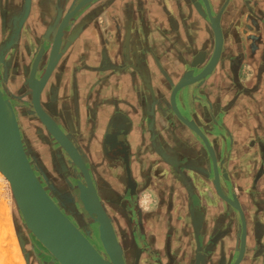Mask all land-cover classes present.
I'll return each instance as SVG.
<instances>
[{
    "label": "water",
    "instance_id": "obj_1",
    "mask_svg": "<svg viewBox=\"0 0 264 264\" xmlns=\"http://www.w3.org/2000/svg\"><path fill=\"white\" fill-rule=\"evenodd\" d=\"M65 1L62 5L59 3L54 4L56 8L52 7L51 9L52 21L43 38L44 42L46 41L50 47L47 52L44 46L41 47V51H38L40 53L36 55L28 72L27 86L31 94H33L32 106L35 118L41 121L40 123L43 127L68 154L71 162L85 176L87 187L82 183L78 185L80 200L88 215L99 225V237L105 255L113 264H125L123 247L118 239L113 222L97 196L89 172L79 152L67 135L51 119L49 113L43 108L42 103L44 91L53 75L56 79H59V74L61 75L65 70L64 62L73 63V61L69 60L75 47L83 45V33L95 22L97 16L107 12L108 8L111 5H115L119 0ZM245 3V0L243 2L239 0H219L218 3H215L214 0H188L185 2L184 5L188 9L196 8L198 13L212 24L213 39L210 36L205 40L206 44L203 43V45L207 46L206 50H210L213 47L214 49L210 53L209 51L208 53L207 51L206 53L202 52L204 54L203 58L199 56L201 52L196 51L194 56L192 55L190 63H187L188 69L184 72H179V70L171 67L165 69L161 66L164 73H167L165 83L169 95L152 102L153 121L160 120L163 128L162 135L159 134L158 140L152 144L149 142V144H151L150 148H153L163 162H167L174 167L171 186L174 183L176 185L180 183L182 185L197 186L198 188L201 181L202 184L209 185L213 192V196H202L200 194L197 201L190 203L192 208L189 211V218L193 216L195 218V226L202 231V228L209 224L206 206H214L217 209L215 221L217 222L218 232L224 234V232L227 233L229 231L236 234L238 219L241 224L240 239L228 251L222 246L223 240L220 235L214 241L215 243H209L206 240L205 233L199 231L196 234L194 245L190 247L193 253L188 264H205L206 260L211 259V252L218 254V257L211 264H245L250 260L246 218L240 205L239 197L233 194L229 196L228 193L230 191L228 187H231L234 183L233 178L231 175L221 177L222 153L227 155L229 150V145L227 144L228 136L221 119L223 110L219 109V107L215 108L209 103L205 106L199 104L201 100H197L193 96L195 92H199L205 97L208 95V91L218 92L221 87L222 69L224 66L226 68H234L240 58L239 55H233L231 52L236 50L237 54H241L251 50L252 44H249V41H251L249 37L241 36L239 42H235L228 31L225 32L226 35L224 37L221 29V21H225L224 23L228 25L232 17L236 15L241 20L243 16V10L241 9H243L242 5H245ZM29 6L30 4L28 3L27 12ZM127 7L125 5V9ZM238 7L240 12L236 13ZM53 9L56 10L54 11ZM129 13L133 14L134 11L130 8ZM108 21L109 23L114 22L111 19H108ZM114 30L116 29L113 24L106 28H104V25L101 26L96 47L92 46V48L97 49L94 55L102 64L108 65L111 63L115 66L118 64L115 62H118L117 55L119 52L126 53L129 51L127 43L123 44L115 38ZM131 32L130 35L135 38V44L143 40L144 37L141 32L135 29L131 30ZM189 49L194 50V46L190 45ZM187 56H191L188 49L184 53H180L177 64L183 63ZM130 57L131 61H133L134 57ZM130 57L125 55L123 61L120 57V66L129 63ZM46 63H48L47 67L44 68ZM43 70L42 77L38 78V75ZM127 75L128 73L122 72L119 76L120 81L122 82L123 78L127 81ZM97 84H104V82L99 80ZM240 89L242 90L243 87L233 80L232 94L236 96ZM2 96L3 94L0 91V172L9 183L14 210L18 211L25 224L24 229L18 230V238L26 264H31L32 258L31 254L26 250L28 232L47 250L52 260L58 264H105L101 253L61 211L40 182L35 169L28 159L17 118L13 117L12 127L4 121ZM238 97L240 96L238 95ZM146 101L149 103L148 107H150V101L148 99ZM111 108L116 110L115 104ZM114 109L112 116L111 113L109 115V117L111 116L109 120L113 124L114 119L112 120L111 118L115 116ZM201 110L205 112L203 116L199 115ZM93 114L96 115L97 120V112H93ZM152 114L148 116L149 120H151ZM164 136L176 140L175 147H173L175 152L171 151V155L176 156V154H179L182 156L187 154V156H190L189 164L191 166L188 168H191L197 175L198 182L193 183V179L184 171L187 168L183 166L180 168L176 164V160H173L171 155H167L165 150L164 152L162 149L156 148V145H161ZM180 139H184L188 144L185 147L181 145L179 146L181 148L176 147ZM217 147L221 149L219 148L220 150L217 151ZM250 154H252L251 151ZM142 166L146 168V177L143 179L145 184L149 186L158 185L159 187L160 181L155 182L149 176L150 165L143 163ZM206 172L212 173V179L211 174L209 179H206L205 175H208ZM223 182L227 183L228 186L224 185ZM173 192L174 190L172 189L170 195ZM249 200L242 196L243 202L250 203ZM237 214L239 218H237ZM255 232L260 233L258 224L255 226Z\"/></svg>",
    "mask_w": 264,
    "mask_h": 264
},
{
    "label": "flooded vegetation",
    "instance_id": "obj_2",
    "mask_svg": "<svg viewBox=\"0 0 264 264\" xmlns=\"http://www.w3.org/2000/svg\"><path fill=\"white\" fill-rule=\"evenodd\" d=\"M43 2L42 4L40 2ZM47 0H30L31 7L29 8V12L26 14V4L29 3V0H0V90L5 98H8L12 105L14 112L17 117V121L19 123V128L23 140V144L28 156L29 161L31 162L32 166L37 168V172L35 171L36 175L38 176L40 182L46 189L49 196L55 201L57 205L61 208V210L64 212L65 215L68 216V218L79 228V230L89 239V241L95 246V248L100 252L104 253L102 244L99 237V225L94 222V219L90 218L87 213L83 209V205L80 201V190L78 188L79 183H82L84 186L87 187V182L85 179V176L78 172L76 168L72 165L68 164L67 158L64 157V153L59 149H56L57 146L54 145V143L51 141V138L47 134L46 130L44 128H39V125L37 124L36 120L34 119L35 116H33V106H30V103L26 100L28 99L27 96H23L22 92V85L23 81L21 79H18V81H14L11 78V73L13 71V68L16 66H19L18 64L22 61L21 56L27 49V44L25 40V35L31 36L33 39H35V42H38L39 38H41L43 34V28L46 26L47 23V17H46V23L43 24L41 20H43V17H45V13H50L51 9H44V3ZM52 7H55L54 3ZM139 1L140 0H136ZM150 4L159 5L161 7V20H167L170 21L168 24V27H173L174 23L175 25L181 26V36L182 38H189L188 34L185 35L184 31H187V27H185V20H183V17L180 18L181 23L177 20L174 21L170 18H168V13L166 11V8H173V11L175 14L181 13V10L183 8V4L187 2L188 0H149ZM246 1V0H245ZM248 3L243 4V12L246 13L247 16H249V11H251V15L253 17H250L249 20L252 23L256 24L257 33L254 36H248L251 40L254 39V44H252V48L249 52L246 53H236V55H239L238 65H235L234 68H224L222 69V80H221V87L218 92H211L208 91V95L205 97L201 95L199 92L194 93V98L197 100H201L199 104H203L206 102L209 104H212V99L218 100L220 104L221 110H223V113L225 112V108L228 105V102L231 100V102H235L238 95L242 94L244 90V83L240 81L242 79L240 77V73L242 71V68L246 67L245 74L256 77L259 84L264 89V0H248ZM60 5L64 4L63 2L59 3ZM124 0L121 2H116L115 5H111L108 8L109 11V17L108 19L113 20L114 22H111V24L114 25L115 32V38L125 44L127 43L129 46V51L127 53L125 52H119L118 56V63L114 66V64H102L99 63L100 68H89V69H83V93L76 92L75 89H78L77 81L72 84V94L68 95L65 94L64 96H60V93H55L51 96L52 101V107L49 108L50 112L49 115L51 119L59 126V128L67 135L69 140L73 143L77 151L79 152V155L81 156L83 163L85 164L89 175L91 177V180L93 182V185L95 187V190L97 192V195L103 205V208L111 218L114 228L117 229V225L120 226V221H118V218L116 217V211L120 209L122 210L123 214L125 215V222H126V229L125 233L128 235V242L123 241V245L125 244H132L134 240L137 242L138 235L135 236V239L133 240L131 235V230L129 226V218H130V212L131 210H125L123 206L121 208L117 205L119 203H122V200L125 198V191L127 188L130 189V191L137 189L138 185L135 183L133 178H137L138 176V170H137V161L140 165L143 163L150 164L152 160V156H157L159 161V164H161L162 168L169 170L172 175L174 173V167H172L169 163L163 162L162 159H160V156H158L157 153L151 149L150 146L152 143L156 142L159 138V133L153 132L152 125L144 122V120L141 118L136 119L141 115L142 117L145 114H152V102L156 101L160 97V93L162 90L167 89L166 86V80L165 76L167 73H164V71L161 69L162 66V57H165L168 55V49L167 46L161 48V46H157V48L152 52V55L150 57H147V54L151 53L150 51H147L146 42H145V36L146 32L143 29V25L137 18V15L140 13V7L137 5V9L134 10L132 6L127 5L128 7L125 9ZM25 9V11L22 13L21 11ZM56 8V7H55ZM132 9L134 11L133 14L129 13V9ZM193 9V14L195 13L194 9L197 11L196 8ZM139 10V11H138ZM191 10V8L189 9ZM26 14V15H25ZM47 14V16H48ZM24 15V17H23ZM194 16V15H193ZM4 20V21H3ZM161 20H159V27L158 29H162L160 25H162ZM192 20V19H191ZM23 21V23H22ZM41 21V22H39ZM22 23V26H21ZM178 23V24H177ZM26 24V25H24ZM233 27H231V30H226L224 27V22L221 21V29L223 30V36L225 37V32H230L233 40L235 42H239L241 38V33L239 31V28L237 26H240L239 20L237 18L232 17V20L230 22ZM193 23L191 24V28L193 29ZM207 30L211 35V38L213 39V30H212V24L206 21ZM236 26V27H234ZM139 27V28H138ZM196 27V26H195ZM176 27V31H177ZM205 28V27H204ZM137 30L138 32H141L142 36L144 37L143 40H140L138 44H135V38L133 35H130L132 32L131 30ZM168 32V28H163L162 34H168L165 30ZM203 29H199L196 31L197 34H200L201 37L205 36ZM158 31V30H157ZM179 31V30H178ZM242 32L248 34L246 30H242ZM178 34V33H177ZM257 40V44L255 43ZM204 41V38L202 39ZM42 44L38 46V51H41ZM133 47V50H132ZM212 47V45H211ZM45 48V47H44ZM184 48V50H183ZM256 48V50H255ZM147 49V50H146ZM180 49V50H179ZM214 49L211 48L209 51L212 52ZM46 50V48H45ZM132 50V52H131ZM189 50V49H188ZM36 53V55L40 52ZM186 51L185 47L183 45H178L176 48L175 56L178 58L180 56V53H184ZM207 51V53H208ZM45 52V51H44ZM202 52L206 53V51H201V54L199 55L201 58H203L204 54ZM131 53V54H130ZM46 54V53H45ZM125 55L127 57L133 56L134 60L126 63L125 65L120 66V57L122 58V61L125 59ZM36 57V56H35ZM2 58V59H1ZM159 58V59H158ZM3 60V61H1ZM90 62L93 61V59L89 60ZM178 61V59H177ZM92 63V62H91ZM153 63L156 66L158 72L155 70V78H157V81H154L151 83V78L153 77L150 72V67H153ZM246 63L245 66H240L241 64ZM96 65V66H98ZM248 67V68H247ZM107 69V70H104ZM172 68V67H171ZM104 70V72H107V76L110 75L108 78L116 79L119 83V88L116 89L114 92L117 94L120 98H125L123 101H114L116 110L114 108H111L113 105H110L111 107L109 109H99L100 111L97 112V123L98 127L96 126L95 122H93V119L90 117V112H94L95 109L88 110L86 107V102L88 101V96L90 95V92H88V86L89 84L85 83L86 76H97L98 70ZM68 70V69H67ZM66 68L65 71L67 72ZM111 72V74H109ZM116 72L115 74H113ZM122 72L128 73L127 75V81L129 82L128 86H124V84L120 81V74ZM150 77V79H149ZM154 78V79H155ZM76 80V79H75ZM100 79L98 78V81ZM233 80H235L238 84H240L243 89L238 90V93L236 96L232 94V98H229V92L232 90L233 86ZM97 82V81H96ZM166 88H163V87ZM117 88V86H115ZM130 87L129 90L126 88ZM227 88H230V91L227 90ZM81 90V89H80ZM127 91L128 96L125 95V92ZM113 92V93H114ZM131 94V98L129 97V94ZM241 92V93H240ZM232 93V92H231ZM83 97H82V96ZM123 96V97H122ZM10 97V98H9ZM33 94H29L30 102H32ZM260 99L257 101V110H261V108H264V92L260 93ZM83 98V131L80 129H77V123L79 124V118L81 115L80 112V101L79 99ZM148 99L150 101V107H148L149 103L146 101ZM197 102V101H196ZM122 103V106H121ZM144 103V104H142ZM49 103V105H51ZM205 106V105H204ZM62 107L63 113H59V109ZM259 107V108H258ZM114 109V115L111 119L117 120L119 118V115L122 116V122H127L126 119L130 122L129 125L125 123V125L128 126L127 133L125 134V140H127V145H118V138L120 135V132L117 130H113V128H110L108 132L102 135H100L101 129L104 127L105 123L108 119L112 116V112ZM110 111V112H109ZM111 113V116L109 117ZM205 112L201 110L199 112L200 116H203ZM138 116V117H137ZM120 120V121H121ZM40 124V123H39ZM157 124L162 126V123L160 120H154V125L157 129ZM124 125V126H125ZM130 126V127H129ZM98 128V130H97ZM117 129V128H114ZM154 128V130H156ZM125 133V131H123ZM227 144L229 145L228 154L232 155V158L236 160L238 158V155H241V158L237 159L239 161L246 160L247 156L250 157L251 161L243 165L244 166H250V168L255 170V173L252 174L250 170L245 169V179H247V182H244L239 187L242 190L249 189V188H256L260 192H264V158L263 162L258 164L257 162H254L252 154L247 155L244 151H240V149H237L235 145V139H233L227 132ZM100 135V136H99ZM255 136V135H254ZM253 136V137H254ZM251 136L248 137V140L246 141V144L249 143V139L253 138ZM264 138V130L259 129V132L256 133L255 139H257V142L260 143V151L263 150L261 153L264 154V144L259 142V139ZM138 140V141H137ZM175 139L169 138L166 139L165 137L161 141V145H156V148L162 149L163 151H166L167 155H171V151L175 152L173 147H175ZM148 142V144H147ZM149 142L151 144H149ZM139 143V144H138ZM138 144V145H137ZM141 145V146H139ZM155 149V148H154ZM156 150V149H155ZM217 151L220 149L217 147ZM164 151V152H165ZM244 153V154H243ZM258 153V150L256 151V154ZM260 155V153H259ZM143 157V162L141 163L140 157ZM173 160H180L182 158L181 155L176 154V156L171 155ZM261 156V155H260ZM170 157V156H168ZM190 157V156H189ZM126 164V160H129V165L127 168L124 163ZM171 158V157H170ZM191 160V159H190ZM157 161V162H158ZM121 163V164H119ZM241 163V162H240ZM242 164V163H241ZM122 166L118 170V181L114 180L112 177L113 172L115 171V167ZM255 167V168H254ZM252 169V170H253ZM257 169V170H256ZM40 172L44 173L47 179L50 181V183L54 186V188L58 191H60L63 194V199L60 201V199L57 197V195L51 193L44 182V179L40 176ZM80 178H77L79 177ZM108 175V176H107ZM255 175V178L253 179V176ZM110 176V177H109ZM227 176V174H225ZM108 177V179H107ZM160 177V176H159ZM114 180V181H113ZM173 181V177H170L167 181V179L163 180L161 182L162 184L157 187L156 194H155V203L154 208L150 210V212H146L142 217V223L138 224V231L142 234V242L145 245H148L150 249L155 251L153 249L154 245H157L156 248H158V238L155 237L153 232H156L159 234V227L165 228V220H167V217H170L173 215L168 216V213L173 212V205L172 203L169 204L170 194H162V187L165 186L166 189H170L171 184L170 182ZM175 181V180H174ZM254 181V182H253ZM148 186V184H145ZM244 188V189H243ZM172 189H170V193L172 192ZM177 194H178V200L181 199L180 196L182 194L184 195L186 201L185 203H182L184 201H179L180 204H183L178 208V213L181 214V211L188 210L190 211L192 208L191 202L197 200L196 195L193 194V191L191 190V186L189 184H178L176 185ZM125 190V191H124ZM139 190V189H138ZM240 190V191H242ZM136 191V190H135ZM135 191L133 193H135ZM139 192H137L138 194ZM231 196V195H229ZM242 196L239 198L240 205L243 209L244 216L246 218L247 222V216L249 218H254L255 212L252 209L251 204L245 203L242 201ZM198 197V196H197ZM73 198V200H72ZM104 200L107 201V203H104ZM60 201L61 205H60ZM171 202V201H170ZM75 204L76 207H78L80 210H75L73 208V205ZM117 204V205H116ZM180 210V211H179ZM127 211V212H126ZM176 215V213H174ZM236 214V213H235ZM174 215V217H175ZM237 218H239L238 214L236 215ZM162 217V218H161ZM172 219V218H171ZM195 218H187L185 221V228L183 229L185 234L184 237L181 235V237H176L175 242H179L180 240L187 241L189 243V247H192L194 245V240L196 238V234L201 231L199 230L195 224H194ZM156 222L155 225H151L150 222ZM175 221V218H174ZM173 221V222H174ZM116 222L118 224H116ZM128 222V223H127ZM177 223V221H176ZM247 224V223H246ZM156 228V229H155ZM215 227H203L201 233H205V237L207 242L211 243L214 242L216 239L219 238V236L215 235V232L213 231ZM158 230V232L156 231ZM153 231V232H152ZM136 232V231H135ZM117 233V232H116ZM214 233V234H213ZM138 234V233H137ZM130 237V238H129ZM237 239V236H234ZM119 239V237H118ZM34 240V239H33ZM120 241V239H119ZM231 241V240H229ZM131 242V243H129ZM156 242V243H154ZM121 243V241H120ZM215 243V242H214ZM232 242H229L231 244ZM34 245H37L40 250H42L41 246L37 243H33ZM134 247V246H133ZM32 253L37 258H35V264H58L57 262H54L52 258L48 256V253L45 249L42 251L34 250V246H32ZM138 248V249H137ZM133 249L129 254L131 256H127V253L125 251L124 253V260L125 264H145V262H142L143 253L139 247ZM131 250V249H130ZM157 250V249H156ZM159 251V249H158ZM161 251V250H160ZM146 253V252H145ZM161 253V252H159ZM211 259L206 260L205 264H211V262L215 261V259L218 257V254H214V252H211ZM191 259V255L188 258L187 261Z\"/></svg>",
    "mask_w": 264,
    "mask_h": 264
},
{
    "label": "rangeland",
    "instance_id": "obj_3",
    "mask_svg": "<svg viewBox=\"0 0 264 264\" xmlns=\"http://www.w3.org/2000/svg\"><path fill=\"white\" fill-rule=\"evenodd\" d=\"M239 1L243 2V0H239ZM43 2L41 1L40 3L42 4ZM56 2H57V0H54V3H56ZM61 2L64 3V0H62ZM61 2L58 1L57 3H61ZM245 2L249 4L248 0H246ZM52 5H53V1L52 0H47L44 3V9H51ZM27 6H28V4H26V7H25L26 14L29 12V10L27 12ZM29 8H30V6H29ZM25 9L23 8V10L21 12L23 13L25 11ZM53 10L55 11L56 9H53ZM58 10H60V9H58ZM180 10H181V13H183V15L180 14V16H179V13L175 14V12L173 11V8H166V11H167V13L169 15L168 18H170V19H172L174 21L177 20L178 22L181 23L180 18L183 17V20H185V23H186L185 27H187V29H186L187 31H184V33H185L186 36L188 34L189 38L188 39L186 37L182 38L181 33H180L181 32L180 31L181 30L180 29L181 26H178L179 25L178 23H177L178 25H175V23H174L173 27H168V24H169L170 21H168V19L167 20H161L162 25H160V26L162 27V29L163 28H168V30H169L167 32L164 29L168 33L166 35L168 37H170V35H176L177 36L176 40H173L170 43L166 42V44H165V46H167V49H168V55L165 56V57H162V67L165 68V69L169 68V67H172V68H175V69L179 70V72H184L185 70L188 69L187 63L188 62L190 63V59L192 58V55L194 56V53H196V51H200V52L201 51H208V50H206L207 46L203 45V43L206 44L205 40L207 38H209L211 35L208 32V30H207L206 20L204 19V17H202L198 13V11H196L194 9L195 13L193 14V9L191 8V10H189L184 4H183V8L180 9ZM51 12L52 11H50L49 14L45 13V17H43V20H41L42 23L45 24L46 23V17H47L46 26L43 28V34H42L41 38H39L38 42H35V39H33L31 36L25 35L27 49L23 53V55L21 56L22 61L18 64L19 66H17V67L15 66L13 68L12 73H11V78L14 81H18V79H21L23 81V85H22L21 89H22V92H23V96H27L28 97V99L26 101L30 103V106L32 105V102H30V98H29V94H31V91H30V89L27 86V76H28L29 69H31V63L35 59L36 53L38 51V46L42 44V46H44L46 48V52L48 51L47 49H49V47H50L46 41L44 42L43 38L45 36V32H46L47 28L49 27V25H50V23L52 21ZM238 12H240V8L239 7H238V10H237L236 13H238ZM108 13H109V11L107 10V12L97 16L95 22L91 26L88 27V30H86L83 33V63L87 64V62H90L89 60L93 59L92 63L91 64L89 63L90 65L88 64V66H89L88 68H98V69L100 68V65H98L100 62H99L98 58H96V55H94V53L97 51V49L92 48V46L96 47V44H97V41H98V37H99L100 27L104 25V28H106L107 26L111 25V23H109V21H108V17H109ZM242 13H243V16H242L241 20L238 19L237 15L235 16V18H237V20H239V23H240V26H237V28H239L241 36H243V37H245V36L246 37L254 36L257 33V28H256V24L252 23L249 20L250 17H253L251 15V11H249V16H247L246 13H244V12H242ZM47 14H48V16H47ZM23 17H24V15H23ZM41 21H39V22H41ZM22 23H23V21H22ZM22 23H21V26H22ZM192 23H193V25L196 26V27L193 26V29L191 28V24ZM24 25H26V24H24ZM176 27H178L177 31H176ZM224 27H226L227 30H231L230 28L233 27V25H231L230 23L228 25L224 23ZM234 27H236V26H234ZM199 29H203L202 31H204V33H205V36H203L204 41H202L203 38L201 37V35L196 33V31L199 30ZM242 30H246V32L248 34L242 32ZM160 32L162 33V30ZM160 32H157V33L159 34ZM253 42H254V39L252 38V40L249 41V44H254ZM255 43L257 44V40H256ZM178 45L179 46L180 45H185V49H189L190 45L194 46V50H191L193 47L191 49H189L191 56H187V58H185V60L181 64L180 63L177 64V59L178 58L173 56V54H175V52H176V48H177ZM183 50H184V48H183ZM255 50H256V48H255ZM231 53L233 55H236V50L232 51ZM46 57L48 58V56H46ZM185 57H186V55H185ZM76 60H77V58L75 56V52H73V54L71 55V59L69 61H76ZM1 61H3V60H1ZM45 61H44V63H45ZM66 62H64V65H65L64 68H66V70L68 69L67 72L64 70V73H62L61 75L59 74V79L58 78L56 79L54 77V75H53V77L51 78L49 84L47 85L46 90L44 91L45 94H44V97L42 99V103H43V108L48 113H51L49 108L52 107V104H51L52 98H51V96L54 94V92L55 93H57V92L60 93V96H64L65 94L70 95L75 90H76V92H81L82 93V90H80L79 84L76 85L78 87V89H75L74 91L72 90L73 88L70 85L69 78H68V75H67L70 72L69 67L71 66L72 62H69V63H66ZM47 64L48 63L45 64L44 68L47 67ZM96 65H98V66H96ZM236 65H238V63ZM245 65H246V63L241 64L240 66L243 67ZM83 67H84V65H83ZM155 70L158 72L156 66L153 63V67H150V72L152 73V76H153L151 78V83H153L154 81L158 80L157 79L158 77L157 78L154 77L155 74H156V73H154ZM246 70H248V69H246V67H244V68H242V71L240 73V77L242 78V79H240V81H242V83H244L243 80L247 76V74H245ZM43 73H44V70L38 75V78H41ZM96 75L97 76H91V75L89 76V74H88L89 80H90V81H88L89 82L88 83L89 84L88 87H92V86L96 85L95 83H96V81H98V78H99V75L98 74H96ZM163 88H166V87H163ZM88 92H90V95L87 98L88 101L86 102V107H87L88 110H91V109L94 108L95 109L94 112H98V111H100L99 109L106 110V109H109L111 107L110 106L111 105L110 102L108 104L106 103L103 106H101L102 104L101 105H96V103L98 102L99 98L101 99V97H99V95L97 97V95H96L97 91H96L95 88L93 90H88ZM105 93H106V91H105ZM168 95H169V91H168V89H165V90L161 91L159 98L168 97ZM96 97H97V102L95 101ZM118 98H119L118 100L121 101V102L123 101V99H125L124 97L123 98L118 97ZM118 100H115V101H118ZM79 101H80V112H81V115H80V118H79L80 122H79V124L77 123L76 127H77V129H80L81 131H83V125H84L83 123H84V121L86 120L87 117H85V119L83 121V98H80ZM91 102H93V103L95 102V103L93 105H89ZM49 103L51 105H49ZM142 104H144V103H142ZM121 106H122V103H121ZM32 110H33V116H35L34 109H32ZM58 111H59L60 114H62L63 113L62 112L63 111L62 107H60V109ZM149 115H151V114H145L143 117L141 115H139V117L137 116L138 118H136V119L140 120L142 118L144 120V122L146 123V125L148 123H150V125H152V129L151 130L153 132L155 131L156 134L159 133V134L162 135V128L163 127L160 126L159 124H157V129H156V127L154 125V121H153V114H152L151 120H149V118H148ZM35 117H34V119H35ZM90 117H91V119H93V122H95L96 126L98 127V123H97V120H96V115L93 114V112L92 113L90 112ZM121 119H122V116L119 115V118L117 120H114V124L111 123L110 122L111 120L108 119L107 122L105 123L104 127L101 129L100 135L102 133L104 134L105 131L107 133L110 128H113V130H117V131L120 132L119 138L117 139L118 140V142H117L118 145L126 146L127 145V142H126L127 140H125V137H126L125 134L127 133V130L129 129L127 125H129L130 122L127 119H126L127 122H122ZM36 122L39 125V128H44L43 125L40 123L41 121L39 119H37ZM125 123L127 125H125ZM114 128H117V129H114ZM154 128L156 130H154ZM97 130H98V128H97ZM123 131H125V133ZM46 132L49 135V137L51 138V141L54 143V145L57 146L56 149H58V150L60 149L64 153L63 156L66 157V158L68 157L67 158L68 164L74 166L76 168V170L78 172H80V170L71 162V159L68 156V154L65 152V150L55 141V139L49 134V132L47 130H46ZM164 137L166 139H169V137H166V136H164ZM259 142L264 144V138L259 139ZM147 144H148V142H147ZM180 145L182 146V144L180 142H177V146L176 147L181 148V147H179ZM260 147H261L260 143L257 142V139H255V138L249 139V143H247V148H248V150L249 149L251 150V152H252L251 156H253L254 162H257L258 164L262 163L263 162V158H264V154L262 155V153H261L263 150L260 151ZM257 150H258V153L256 154ZM259 153H260L261 156L259 155ZM246 154L249 155L250 152L247 151ZM222 155L223 156L221 158V161H223V164H222V169H221V172H222L221 177H225V174H227L229 176L231 175V177L233 178V181H234L233 185L231 187L230 186L228 187V189H230V191L228 192L229 195H232V194L233 195H237L239 198H240L241 195H243V197H246L247 199H250L249 200V202H250L249 204H251L253 210H256L257 208H260V209L264 210V192H260L256 188H253V187L249 188V189L242 190L238 186L239 183L241 184L243 182H247V179H245V176H244V173L246 172L245 169L250 170V172H252V174L255 173V170L253 168H252L253 169L252 170L250 168V166H244L245 168H243V165H246L248 163V161L249 162L251 161L250 157H248L246 160H244V162H241L242 163L241 164L240 161L237 160V159L241 158V155H238V158L236 160H234L232 158L231 154L227 153V155H224L222 153ZM182 158H183V160L182 159H180V160L176 159V164L180 168L182 166L184 168H187V169H184L185 173H187L189 175V177H191V179H193L192 180L193 183H196V181L198 180L197 175H195L194 171H192L191 168H188V167L191 166L189 164L190 157L187 156V154H183ZM125 160H126V164L124 163V158H123V163H124V165L127 168H129L128 167L129 160L128 159H125ZM158 160L159 159H158V157L156 155L152 156V160H151V162L149 164L150 167H151L149 176H151L152 179L155 180V182H158V181L163 182L164 179L165 180L167 179V181H168V179L170 177H172V173L169 172V170L160 169V168H162V166H161V164L159 165V161ZM119 164H121V163H119ZM136 166H137V170H138V176H137V178L136 177L133 178L135 183L138 185L137 189H135L136 191L135 190L130 191L129 188H127L126 191L124 190L125 191V195H126L124 200H122V203H119L118 205L117 204L116 205H117V208H118V206L120 208H121V206H123L125 210H127V211L131 210V211H129L130 212V218L128 219L129 220L130 230H131V233H132L131 237L134 240L135 236L138 235L139 238L136 239V240H139V241L136 242L134 240V242L132 244H128L127 243V244H125V246L123 245V241L122 240H124L125 242H128V237H127L128 235L125 233V229H126L125 228L126 227V222L124 221L125 220V215L123 214L122 210L120 211V209H118L116 211V214H117L116 217L118 218V221H120V224H119L120 226L117 225V229L115 228V230L117 232V236L119 237V239L121 241V245L123 247V252L125 253V251H126L127 256L129 257V256H131V254H129V253L131 251H133V249L139 247V249L142 252H144L142 254L143 255L142 262H145V264H179L180 263V258H179L180 254L177 252V248H165V249H162L161 251L160 250L159 251L158 250L153 251L152 249L149 248L148 245H145L142 242V239H143L142 238V234L140 233V231L137 230L138 229V224L142 223L141 215H143L146 212H150V210L152 208H154L155 194L157 193L156 189H157L158 185L157 186L156 185H154V186L145 185V182L143 181V179H144V177H146V174H145L146 168L144 166L140 165L139 162H137ZM120 168H122V166L115 167L114 168L115 171L113 172L112 177H111V178H114V180H116V181H118V178H119L117 174L120 173V172H118V170ZM34 169H35L36 172L38 171L36 167ZM188 169H191V170H188ZM196 173H197V170H196ZM206 174H208V175H205L206 179L207 178L209 179L210 174H211V179H212V173H207L206 172ZM40 176L44 179V182L46 184L47 189L51 193L57 195V197L60 199V201H62L63 194L60 191H58V190H56L54 188V186L50 183V181L47 179V177L45 176L44 173L40 172ZM77 178H80V175ZM254 178H255V175L253 176V179ZM107 179H108V177H107ZM170 184H172V182H170ZM199 184L200 185L198 186V188H197V186L194 187L191 184L192 185L191 186V188H192L191 190L193 191V194L196 195V199L198 198L197 196H199L200 194L202 196H204V195L213 196V192H212L211 187L209 185L202 184L201 181H200ZM223 184L228 186V184L225 183V182H223ZM171 188H173L174 192L172 193V195L169 196L170 198H168V199H170V201H171V202L169 201V204L172 203V205H173V212L172 213L169 212L168 216L173 215V217H174V215H175L174 214V210L176 209V207L174 206L175 202L173 201V197L177 193L176 184L174 183V185H172L170 187V189ZM161 189H162V191H161L162 194H164V195L170 194V189L169 190L166 189L165 186H163ZM240 190H242V191H240ZM134 191H135V193H133ZM137 192H139V193L137 194ZM72 200H73V198H72ZM60 201H58V202H60ZM195 201H197V200H195ZM104 203H107V201L104 200ZM60 205H61V202H60ZM58 207H59V205H58ZM206 207H207L208 215H209V213H212V211H215L217 213V209L216 208H213L211 206H206ZM73 208L75 210H80L78 207L75 206V204L73 205ZM83 209H84V207H83ZM84 211H85V209H84ZM189 213L190 212L187 209L184 210V211H181V215H180L181 220L182 221H186L187 218L189 217ZM194 214H195V212H194ZM87 215H88V213H87ZM171 217L172 216H170V218H168V222L171 221ZM250 220H251V223H252L253 227H252V232L250 230V235H249V229L247 227V242H248L249 248L252 247L253 249H255L257 247V244L259 243L260 238H261V231H260V233H256L255 232V226H256L257 223H259L261 221L256 219V218H252V219L250 218ZM116 224H118V223L116 222ZM176 225H177V223L176 224L174 222H173V224L171 223L170 231H171V229L172 230H177V228L181 229L180 227H177ZM207 227L208 228L209 227L212 228L213 225L211 224L209 226V224H207L206 228ZM22 228L23 229L25 228V224H24L21 216L19 215L18 211L14 210L12 192H11L9 183H8L7 179L0 172V264H21V262H20L21 260L23 261V264H26L25 257H24V254H23V251H22V248H21V245H20L19 238H18V230L22 229ZM10 229L12 230V232H10L11 231ZM241 232H242L241 224H240V221L238 219V229L236 231V234L233 233V232H229V235H227L226 238H224V239L222 238V240H223L222 246L225 247L226 250L228 251L232 246L237 244V241H239V239H240ZM10 233H13L12 234L13 236H11ZM235 235L237 236V239L234 237ZM176 237H181V235L178 234ZM12 238H15V239H12ZM170 238L173 241H175L174 237L169 236L168 239L170 240ZM207 240H208V238H207ZM229 240H231V241H229ZM34 241H35V243H37V244H39L41 246L42 250L45 249L32 236V234L30 232L27 233L26 250L32 256L31 264H35V261H36L35 258H37L32 253V249H33L32 246H34V250H37V252L38 251H42V250H40L38 248L37 245L33 244ZM229 242H232V243L229 244ZM129 243H131V242H129ZM173 243L174 242H172V244ZM179 243L184 244V245L186 244L185 246L187 247L184 250L183 249H179L180 251L182 250L183 253L186 252L187 254H190V255L193 253L192 252L193 250L189 247V243L187 241L180 240ZM15 247L18 249V253L16 252ZM223 247H222V249H224ZM46 252H47V250H46ZM159 252H161V253H159ZM48 256H49V254H48ZM50 258H52V257H50ZM189 262H190V260L188 261V263ZM254 264H264V261L262 263H258L257 262V263H254Z\"/></svg>",
    "mask_w": 264,
    "mask_h": 264
},
{
    "label": "crops",
    "instance_id": "obj_4",
    "mask_svg": "<svg viewBox=\"0 0 264 264\" xmlns=\"http://www.w3.org/2000/svg\"><path fill=\"white\" fill-rule=\"evenodd\" d=\"M123 0H119V2H121L122 4ZM124 3L132 6L134 8V10L137 9V5L140 7V13L137 15V18L139 19V21L141 22V24L143 25V29L146 32V36H145V42H146V47H147V51H150L151 53L147 54V57H150L152 55V52H154V50L157 48V46H161V48L165 47L166 42L170 43L173 40H176V35H170V37H168L166 34H162L160 31L163 29H158L159 27V20H161V7L159 5H155V4H150L149 0H140L136 1V0H124ZM158 23V24H157ZM139 28V27H138ZM158 30V31H157ZM157 32H160L159 34ZM78 48V49H77ZM158 50V48H157ZM75 56L77 58L76 61H73V63L71 64V66L69 67L70 72L68 75L69 78V82L70 85L72 86V84H74V82L77 81V84H79L80 89L82 90L83 93V68L84 69H89L88 64L91 62H87V64L83 63V45L81 44L79 47H75ZM89 64V65H90ZM84 65V67H83ZM104 70H107L104 68ZM104 70L100 69L98 70V75H99V79L102 80L104 82V84H97V82L95 83L96 85L89 87L88 90H93L94 88L96 89L97 93V97L99 95V97H101V99L99 98L98 102H97V97L95 98V101L97 102L96 105H105L106 103L108 104L109 102L111 104H114L115 100H118V96L117 94H115V90L118 89L119 83L116 79H114L112 77V79H109L108 77L110 75L107 76V72H104ZM111 74V72L109 73ZM113 74H117L116 72H114ZM152 74V73H151ZM104 76V77H103ZM76 79V80H75ZM150 79V77H149ZM89 76H86V80L84 81L85 83H89ZM244 92L242 94H240V97L236 98L235 102H231V100L228 102L227 107L224 109L225 112L223 113L221 119L223 120V125L224 128L226 130V132L233 138L235 139V143H237L235 145V147L237 149H240V151H251L250 149L248 150L247 148V144L246 141L248 140V137L251 136L255 138L256 137V133L259 132V129L264 130V108H261V110H257V101L258 99H260V93L264 92L263 87L261 86V84H259L258 80L256 79V77L247 75L244 80ZM122 83L124 84V86H128L129 82L125 81L124 78L122 80ZM117 86V88L115 87ZM92 88V89H91ZM127 90L130 89V87L126 88ZM228 91H230V88H227ZM106 91V93H105ZM114 92V93H113ZM81 93V94H82ZM132 92L129 94V97L131 98ZM108 97H107V96ZM125 95L128 96L127 91L125 92ZM230 97L232 98V93L229 92ZM110 99V100H109ZM211 101H213L212 105L215 108H220V104L218 100L212 99ZM95 103V102H94ZM93 102H91L89 105H93ZM104 103V104H103ZM203 105H207L206 102L203 103ZM211 105V104H210ZM259 108V107H258ZM249 156H247L246 158H248ZM141 163L143 162V157L141 156ZM240 162H244L240 161ZM162 183L159 182V185H161ZM242 184V183H241ZM240 184V185H241ZM244 184V182H243ZM184 195L182 194L181 199L178 200V194L176 193L173 197V201L174 206L176 207V209L174 210V213H176L175 217H171V221L168 222V218L167 220H165L166 224H165V228L159 227V234L156 232H153V234L155 235V237L158 238V248H156L157 245H154L153 249L154 250H162L165 248H177V252L180 254V263L179 264H188V258L190 257V254H187L186 252L183 253L182 250L180 251L179 249H185L187 248L184 244H181L179 242H175L173 241L171 238L170 240L168 239L169 236L176 238V236L178 234L182 235L184 237L183 234H185L184 232V228H185V221H182L180 218V213H178V208H180V206H182L183 204H180L179 201H184L182 203H185L186 199L185 197H183ZM214 208V206H213ZM180 211V210H179ZM254 214L256 217V219L260 220L261 222L257 223L260 227V231H261V238L259 240V243L257 244V247L255 249H253L252 247L248 249V255L250 257V260H248V262H246L245 264H254V263H262L264 261V210L257 208ZM162 218V217H161ZM175 218V221H174ZM247 227L249 229V235H250V230L252 232V223L251 220L249 218V216H247ZM216 220V212L212 211V213H209L208 215V221H209V226L212 224L215 229L213 230L215 232V235L219 236L221 238H226L227 235H229V231L226 233L224 232V234H221L220 232H218V228H217V222ZM176 224L177 221V227H180L181 229L177 230H172L170 231L171 228V223ZM151 225H155L156 222L151 221L150 222ZM156 229V228H155ZM158 232V230H156ZM214 234V233H213ZM251 238V237H250ZM172 242H174L172 244ZM156 243V242H154Z\"/></svg>",
    "mask_w": 264,
    "mask_h": 264
},
{
    "label": "bare ground",
    "instance_id": "obj_5",
    "mask_svg": "<svg viewBox=\"0 0 264 264\" xmlns=\"http://www.w3.org/2000/svg\"><path fill=\"white\" fill-rule=\"evenodd\" d=\"M66 1L64 0V3ZM215 3H218L219 0H214ZM30 0H29V4H30ZM30 7H31V4H30ZM1 91V90H0ZM2 93V92H1ZM3 100H2V115H3V118H4V121L10 126L12 127V121H13V117H16V114L14 112V109H13V105L11 103V101L8 99V98H5L4 96H2ZM10 98V97H9ZM17 118V117H16ZM180 143L182 144V146L185 147V145H187V141H185L184 139H180ZM53 198V197H52ZM11 230V229H10ZM12 232V230L10 231ZM11 236H13L12 234L13 233H10ZM12 239H15V238H12ZM122 246V245H121ZM16 249V252L18 253V249L15 247ZM102 257H103V260L105 261L104 263L105 264H113V262L103 253H101ZM20 258V257H19ZM21 264H23V261L21 260L20 261Z\"/></svg>",
    "mask_w": 264,
    "mask_h": 264
}]
</instances>
